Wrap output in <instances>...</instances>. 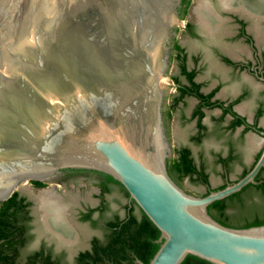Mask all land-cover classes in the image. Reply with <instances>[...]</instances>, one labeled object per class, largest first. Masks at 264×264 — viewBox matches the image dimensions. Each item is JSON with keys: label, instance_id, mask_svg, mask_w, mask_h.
<instances>
[{"label": "water", "instance_id": "water-1", "mask_svg": "<svg viewBox=\"0 0 264 264\" xmlns=\"http://www.w3.org/2000/svg\"><path fill=\"white\" fill-rule=\"evenodd\" d=\"M180 0H0V204L66 168L110 176L160 232L149 264H264V225L219 224L169 176L161 81ZM262 141V140H259ZM136 264H143L136 260Z\"/></svg>", "mask_w": 264, "mask_h": 264}, {"label": "flooded vegetation", "instance_id": "flooded-vegetation-1", "mask_svg": "<svg viewBox=\"0 0 264 264\" xmlns=\"http://www.w3.org/2000/svg\"><path fill=\"white\" fill-rule=\"evenodd\" d=\"M257 1L180 0L173 20L161 81L160 115L168 145L165 165L167 169L177 159L180 170L188 172L182 180L203 185L205 195L232 184V171L240 170L239 179L244 177L264 149V0ZM170 133H182V140L171 145ZM214 173L223 180L217 187L210 180ZM169 176L193 194L176 176ZM78 181L92 184L86 197L93 204L79 196L78 203L67 206L64 193L56 192ZM29 184L41 193L14 191L23 206L24 226L14 239L24 240L19 249L31 252L23 263L30 258L34 264H81L82 254L106 246L107 224L123 221L131 204L128 198L123 212L122 205L112 206L108 197L112 189L118 191L117 186L89 169H61L52 183ZM105 184L107 192L102 190ZM249 185L257 191L252 200H258L257 187L264 188V166ZM42 194L56 197L65 207L73 234L70 241L44 227L37 202ZM84 224L97 227L102 236L93 234L82 243Z\"/></svg>", "mask_w": 264, "mask_h": 264}, {"label": "trees", "instance_id": "trees-1", "mask_svg": "<svg viewBox=\"0 0 264 264\" xmlns=\"http://www.w3.org/2000/svg\"><path fill=\"white\" fill-rule=\"evenodd\" d=\"M167 169L168 173L176 176L179 181L188 173L180 170L181 163L177 159L172 160ZM104 176L107 182L117 186L118 191L126 199L129 198L126 190L117 181L110 176ZM202 178L205 180L204 177ZM223 188L224 186L216 190ZM257 189L261 191V197L256 201L252 200V194L257 191L248 185L238 193L210 204L207 213L219 224L229 228L263 226L264 188L259 185ZM102 190L109 191L106 184L103 185ZM16 196L17 193H14L11 198L0 204V264H34L30 258L24 263L20 262L22 251L19 245L24 240H16L14 237L22 232L21 228L24 227L20 215L23 206L16 201ZM136 208L139 210V217L134 213ZM125 210L126 218L123 221L107 224L106 246L90 254H82L81 264H102V261L108 264H136V260L149 264L161 244L158 242L160 232L132 200Z\"/></svg>", "mask_w": 264, "mask_h": 264}, {"label": "rangeland", "instance_id": "rangeland-1", "mask_svg": "<svg viewBox=\"0 0 264 264\" xmlns=\"http://www.w3.org/2000/svg\"><path fill=\"white\" fill-rule=\"evenodd\" d=\"M169 139L171 140V142H170L171 145H173L175 143H179L182 140V133H170ZM239 174H240V170H235V171H232L230 173V177L235 182L236 180L239 179V177H238ZM210 180H211V184L214 187L221 185L223 182L221 176L218 173L212 174L210 177ZM180 182L186 190L193 193V194L189 193L190 195L197 196L195 194H200L201 196H197V197L205 196L206 188L203 185L188 183L185 180H181ZM91 187H92V184L90 182L88 183V182L78 181L75 185L69 183V185L66 187L61 186V188H56L57 189L56 192L58 194L64 193V195L67 198V199L65 198L66 200L64 201V203L67 206H72V205L78 203L79 196L81 199L88 201L89 204H93L94 201L87 199V197H86V195L89 193ZM23 189H25L31 196H32V194L38 195L41 193V191L34 190L31 187V185L29 184V182L26 184H19L16 187V191H18L19 193H21ZM215 189H218V188H215ZM108 201L114 207H118L119 205H122L120 208L121 211L124 209V206L127 204V199L120 192H118L115 189H112V192H111L110 196L108 197ZM134 213L137 217L140 216L139 210L137 208L135 209ZM80 230H81V236H82L81 241L84 244L86 243V240L88 239V237L93 235V234L100 236V237L102 236L100 229H98L97 227H93L90 224H84L83 226L80 227ZM22 253L23 254L21 256L20 262H23L25 257H27L31 252L24 250V251H22Z\"/></svg>", "mask_w": 264, "mask_h": 264}, {"label": "bare ground", "instance_id": "bare-ground-1", "mask_svg": "<svg viewBox=\"0 0 264 264\" xmlns=\"http://www.w3.org/2000/svg\"><path fill=\"white\" fill-rule=\"evenodd\" d=\"M46 194L37 197L38 211L44 227L64 240L70 241L73 238V234L70 226L66 223L65 207L62 206L56 197Z\"/></svg>", "mask_w": 264, "mask_h": 264}]
</instances>
